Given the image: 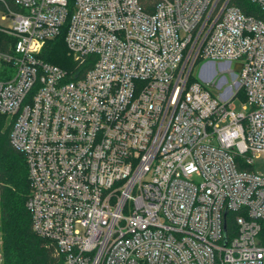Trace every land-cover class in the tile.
Wrapping results in <instances>:
<instances>
[{
    "label": "built area",
    "instance_id": "1",
    "mask_svg": "<svg viewBox=\"0 0 264 264\" xmlns=\"http://www.w3.org/2000/svg\"><path fill=\"white\" fill-rule=\"evenodd\" d=\"M0 14V113L60 264H264V19L230 0H0ZM63 29L72 69L40 56Z\"/></svg>",
    "mask_w": 264,
    "mask_h": 264
},
{
    "label": "trees",
    "instance_id": "2",
    "mask_svg": "<svg viewBox=\"0 0 264 264\" xmlns=\"http://www.w3.org/2000/svg\"><path fill=\"white\" fill-rule=\"evenodd\" d=\"M157 0H142L144 9L152 11ZM247 14L264 19V12L251 0H230ZM65 29L48 39L40 56L67 69L75 65L64 41ZM0 31V41L5 39ZM3 46V45H1ZM0 46V47H1ZM195 77L190 76L189 81ZM11 121L0 113V200L1 228L5 264H60L46 239L32 228V216L26 201L31 192L26 157L10 143ZM259 243L264 245V219L260 220Z\"/></svg>",
    "mask_w": 264,
    "mask_h": 264
},
{
    "label": "rangeland",
    "instance_id": "3",
    "mask_svg": "<svg viewBox=\"0 0 264 264\" xmlns=\"http://www.w3.org/2000/svg\"><path fill=\"white\" fill-rule=\"evenodd\" d=\"M1 16V14H0ZM0 24L1 25H9L10 24V21L9 20H2L0 18ZM204 61H198L194 67H193V71H192V76L193 77H197L199 78V69H200V66L201 64L203 63ZM236 63L237 61H234L233 64H232V68L234 69L235 66H236ZM223 73H225V75L227 76L229 82L231 83L233 78H232V75L229 73V72H221L219 70V73L216 75V77H220ZM205 84H207L208 88L214 92L215 94H219L221 89H219L218 87H216L215 85L212 84V82H204ZM243 101L244 99L240 96H237L235 99H234V104H235V108L237 111H242V104H243ZM256 162V167L259 171H264V157L262 158H258L255 160Z\"/></svg>",
    "mask_w": 264,
    "mask_h": 264
}]
</instances>
